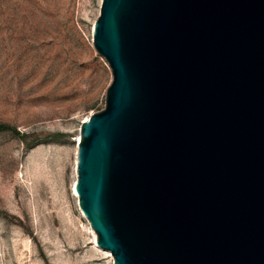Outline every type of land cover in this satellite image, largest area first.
I'll list each match as a JSON object with an SVG mask.
<instances>
[{"label":"water","instance_id":"water-1","mask_svg":"<svg viewBox=\"0 0 264 264\" xmlns=\"http://www.w3.org/2000/svg\"><path fill=\"white\" fill-rule=\"evenodd\" d=\"M112 73L75 193L114 264H264V0H101Z\"/></svg>","mask_w":264,"mask_h":264},{"label":"rangeland","instance_id":"rangeland-1","mask_svg":"<svg viewBox=\"0 0 264 264\" xmlns=\"http://www.w3.org/2000/svg\"><path fill=\"white\" fill-rule=\"evenodd\" d=\"M101 0H0V264H113L73 195L77 139L112 81Z\"/></svg>","mask_w":264,"mask_h":264},{"label":"bare ground","instance_id":"bare-ground-1","mask_svg":"<svg viewBox=\"0 0 264 264\" xmlns=\"http://www.w3.org/2000/svg\"><path fill=\"white\" fill-rule=\"evenodd\" d=\"M88 118L89 117H86L85 119H83V121L82 122H84V121H87L88 120ZM78 141H79V136H78V139H77V143H78ZM76 163H77V159H76ZM75 183H76V180H75V182H74V184H73V195L76 197V199H77V202H78V197H77V195H76V193H75ZM89 223V222H88ZM90 225V224H89ZM91 228V227H90ZM92 230V229H91ZM93 231V230H92ZM94 232V231H93ZM93 234V245H94V250L96 251V252H105V253H108V255L110 254V252L109 251H105V250H102L101 248H99L97 245H96V243H95V241H96V234L95 233H92ZM111 255V254H110ZM112 257V256H111ZM113 264H114V262H113Z\"/></svg>","mask_w":264,"mask_h":264}]
</instances>
